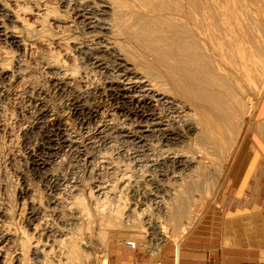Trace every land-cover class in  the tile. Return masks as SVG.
<instances>
[{
	"label": "rangeland",
	"instance_id": "obj_1",
	"mask_svg": "<svg viewBox=\"0 0 264 264\" xmlns=\"http://www.w3.org/2000/svg\"><path fill=\"white\" fill-rule=\"evenodd\" d=\"M62 1L0 0V4L7 11L13 13L15 17L17 16V21L10 23L0 11V21L9 30L15 26L16 28L13 30L20 32L26 39V43L29 44L25 46V50L14 48L8 45L6 38L0 32V66L9 74L17 73V70L18 74L21 73L19 74L21 78L14 80L13 84L8 86L9 88H6L5 83L0 81V227L9 221L2 216L7 212L11 218V227L13 226L17 230L24 227L21 229L22 231H19H24L25 235L31 234L33 225H36L40 230L42 227L40 223L44 224L49 221L52 224V221L56 222V216L51 214L54 207L55 213H62L61 215L66 219L72 218V214L77 216V213H80L79 211L83 208L77 204L81 200L85 209L84 212L81 211L82 218L74 233L88 235L90 250L95 253V258L91 262L88 261V264H111L112 247L115 244L125 245L126 241L133 242L136 245L135 249L144 248L151 251L157 250L162 244H179L189 232L209 216L220 230L225 231L224 233L232 238L241 240L245 238L244 236L249 235L250 220L248 217H242L243 211L240 209L243 196L247 197V195L225 193V190L228 181L230 180L229 184L232 182L230 177L241 153L242 141L247 137L256 108L264 93V91L260 93L264 85V72L263 79L253 76L254 78L248 80V84L246 83L244 93H248L247 97H250L251 100H257V104L253 108L254 110L249 109L242 115L239 128V132L242 134L238 132L239 134L235 136L236 140L232 139L228 148L225 144L226 138L223 137L221 144H218V140H216V145H211L215 150L217 149L219 154L226 148L225 159L219 160L222 166L218 170L215 167L210 172L208 171L206 177H203L199 173L200 171L192 172L195 170L193 167L184 168L182 166L183 169L181 167L180 170H176L180 171L179 174H171V169L175 167L174 164L176 165L178 160L175 162L174 160L164 161L158 165V169H153L148 166L149 160L159 159L160 147L151 145L152 143L149 141L147 145L136 144L137 141L134 140L136 129L130 116L123 119L118 118L117 120L121 124L117 120L115 122L109 119L115 110L119 111L121 108V110L124 108L123 112L128 114L130 104L126 103L127 100L119 95L120 93L115 87L111 88V92L112 94L116 92L118 99L113 100L107 96L95 95L96 88H104L108 80L112 79V75L114 76V73L111 72L114 67L113 57L103 56L107 65L106 70L93 69L92 60L89 58L90 44L101 39L102 35L99 38L98 34L84 31L83 24L80 23L82 18L75 17L74 12H70L67 7L66 1ZM235 1L238 6L249 8L251 15H255L261 20L264 19L262 0ZM118 44L117 48L120 51L133 52L129 43L126 44V47ZM63 74H65L64 79L60 77ZM115 89L116 91H114ZM80 92L83 95L81 103L88 109L99 111L97 121H100L102 129L98 130L97 123L93 119L86 122L87 126L85 124L82 127L81 117L71 112L73 107L71 105L75 98L81 94ZM39 93L43 94L38 95ZM38 98H44L43 101L49 110L55 115L63 117L70 125V133L75 142L71 147L56 149V146L52 147L48 143L47 138H50L52 134L48 126L49 119L42 120L39 123L40 126L35 124L37 121L34 116L36 111L30 102ZM161 112L170 115L171 121L177 120L179 116L175 113L166 114L167 110L164 109ZM124 119L125 121H123ZM122 124L124 127L126 125V129L131 133L127 135L113 133L110 129L112 126L119 127L118 125ZM127 124H131V127ZM131 129H133V134ZM52 139L55 140V137ZM171 148L180 150L179 153L183 152L180 153L181 155L179 154L182 157L178 158L183 159V162L188 161V157H192L195 163L199 162L195 158L199 157L200 146L184 142L176 146L171 145ZM163 172L166 175L158 177V174L162 175ZM159 178L164 179L166 187L165 191L156 193L151 183ZM201 178L211 183L209 188L207 186L204 189L200 186V191L197 188L196 191L186 188V192L179 193L188 197L184 211L186 220L165 221L161 214L162 210L154 204L153 197L164 196L167 199L168 192L172 191L176 194L178 190H182L178 188L186 186L190 179L201 183L203 182ZM98 185L105 187L108 192H105L104 189L105 194L99 190ZM238 186L239 189L241 185ZM52 197H56L60 201L57 207L51 203ZM157 200L160 199L157 198ZM101 201L108 204L107 208L114 204L111 209H117V215L120 218L117 225L110 227L105 235H99L98 224L91 217L93 209L102 205ZM246 201L248 202V200ZM33 207L34 209L39 208L44 216L40 221L38 220L39 223L30 221L32 224L30 227L25 219L30 211L29 208ZM88 211L90 214L87 213ZM245 212L248 213V211ZM126 215L131 218L128 219ZM158 229H164V236L159 234L161 230ZM255 229H257L256 226ZM104 236L105 238H103ZM61 238L64 237L59 239L61 240ZM0 248V256L7 253L4 264H12L11 259L16 252L15 245H6L4 241H0ZM64 259L63 257L62 262L67 261ZM72 262L76 264L78 260L71 261L69 264Z\"/></svg>",
	"mask_w": 264,
	"mask_h": 264
},
{
	"label": "bare ground",
	"instance_id": "obj_2",
	"mask_svg": "<svg viewBox=\"0 0 264 264\" xmlns=\"http://www.w3.org/2000/svg\"><path fill=\"white\" fill-rule=\"evenodd\" d=\"M65 1L70 12H74L75 17L82 18L80 23L83 24L84 31L98 34L99 38L102 35L101 39L90 44V53L88 54L93 62H91L92 68L106 70L107 65L103 56L113 57L114 67L111 68L113 70L111 72L114 73V76L112 75V81L108 80L107 85L102 89L95 87V95L107 96L113 100L118 99L116 92L113 94L111 92V88L115 87L120 93L119 95L127 100L126 103L130 104V108L128 114L123 112L124 108L113 111L114 114H111L109 119L116 122L118 118L123 119L130 116L134 124L132 125L136 129L134 131L136 132L134 135L136 144L147 145L151 142V145L160 147L159 159L151 158L148 166L158 169V165L164 161L174 160L175 162L178 160L176 165L174 164L175 167L171 169V174H179L180 171L176 170H180L183 166L184 168L193 167L195 170L192 172L200 171L199 173L203 177H206L208 171L210 172L215 167L218 170L222 166L219 160L225 159L224 152L228 148L229 142L241 133L239 128L242 115L256 107L257 104V100L253 101L247 97L248 93H244V89L247 81L254 78L253 76L263 79L264 19L261 20L255 15H251L249 8L238 6L235 0ZM262 1L264 5V0ZM0 11L10 23L17 21V16L15 17L13 13L7 11L2 4H0ZM14 28L16 27L12 26V29L9 30L0 21V32L6 38L8 45L25 50V46L29 44L26 43V39L20 32L13 30ZM118 43L124 47L129 43L133 52L120 51L117 48ZM16 72L9 74L0 66V81L5 83L6 88H9L14 80L21 78L19 75L21 73L18 74V70ZM63 76L65 74L60 77L64 79ZM263 91L264 85L260 93ZM41 94L43 93L38 95ZM82 96L81 93L75 98L71 105L73 106L71 112L81 117V126L85 124L87 126L86 122L93 119L97 123L98 130L102 129L100 121H97L99 111L86 108L81 103ZM43 99L38 98L30 102L36 111L34 116L37 121L35 124L38 126L42 120L49 119L48 126L52 134H49L50 138H47L48 143L52 147L56 146V149L71 147L75 142L70 133V125L63 117L52 113ZM163 109L167 110L166 114H178V119L171 121L170 115L162 114ZM123 124L118 125L119 127L111 125L110 129L113 133L126 135L131 133ZM128 126L131 127V124ZM131 130L133 134V129ZM52 137H55V140ZM222 137L226 138L227 146L219 154L217 149L215 150L211 145H216V140H218V144H221ZM184 142L200 146L199 157L195 158L196 161H199L198 163H195L192 157H188V161L184 160L185 162L183 159H178L182 157L180 153L183 152L172 150L171 145L176 146ZM229 149L231 150V148ZM165 175L164 172L162 175L159 173L158 177ZM161 178L151 183L156 193L165 191L166 184ZM202 180L203 182L198 183V181L190 179L186 186L178 188L182 190H178L176 194L171 191L167 195L165 192L168 200L164 196L153 197V202L162 210L161 214L165 221L186 220L184 211L188 197L179 193L186 192V188L193 191H196V188L200 191L201 187L205 189L208 186L209 188L211 183L205 181L204 178ZM98 189L104 192L105 187L98 185ZM51 199L53 206L57 207L60 203L58 198L52 197ZM77 204L83 207L81 211L84 212L85 208L81 200ZM107 205L103 202L102 205L93 209L91 216L98 224L99 235H105L107 230L117 225L116 223L120 220L117 215L118 210L111 209L114 204L108 208ZM115 207L117 208V206ZM53 209L51 214L56 216V222L52 221V224L49 221V223H40L42 227L38 230L39 228L36 225L32 226L30 221L39 223L38 220H41L44 213L39 208H29L30 211L25 220L30 224V227L32 226L33 232L26 235L23 233L24 231L21 232L24 227L18 228V230L11 227L9 214L3 213L2 216L9 221L0 227V241H4L6 245H15L16 252L11 259L12 264H64L67 261L66 264H69L74 260H78L76 264H88V261L91 262L95 258V253L90 250L88 235L74 233L82 218L81 211H79L80 213L76 212L77 216L72 214V218L66 219L61 215L62 213H55V207ZM87 213L90 214L89 211ZM126 216L128 219L131 218ZM132 216L134 215L132 214ZM149 219L151 220V218ZM149 219L147 220L150 221ZM12 223L14 222L12 221ZM37 225L39 226V224ZM131 226L133 228V225ZM158 230H161L159 234L164 236V229ZM60 237L64 238L60 240ZM2 256H0V264H4L7 253ZM63 257L64 260H67L66 262H62ZM72 258L74 260H71Z\"/></svg>",
	"mask_w": 264,
	"mask_h": 264
},
{
	"label": "crops",
	"instance_id": "obj_3",
	"mask_svg": "<svg viewBox=\"0 0 264 264\" xmlns=\"http://www.w3.org/2000/svg\"><path fill=\"white\" fill-rule=\"evenodd\" d=\"M264 93L247 137L242 141L225 193H241L242 217L249 218V235L238 240L205 218L179 244L157 250H131L114 245L111 264H264ZM263 101V102H262ZM238 185H241L238 189ZM248 200V202L246 201ZM245 211H248L246 213ZM213 215V214H212ZM255 226L257 229H255Z\"/></svg>",
	"mask_w": 264,
	"mask_h": 264
},
{
	"label": "built area",
	"instance_id": "obj_4",
	"mask_svg": "<svg viewBox=\"0 0 264 264\" xmlns=\"http://www.w3.org/2000/svg\"><path fill=\"white\" fill-rule=\"evenodd\" d=\"M125 245H126L127 247L131 248V249H135V248H136L135 245H134V243L131 242V241H126V242H125ZM133 264H137V262L134 261Z\"/></svg>",
	"mask_w": 264,
	"mask_h": 264
}]
</instances>
